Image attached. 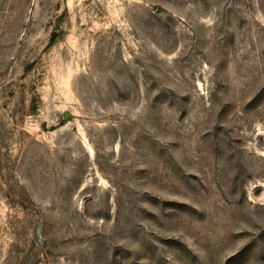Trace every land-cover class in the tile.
Masks as SVG:
<instances>
[{
  "label": "rangeland",
  "instance_id": "374dc122",
  "mask_svg": "<svg viewBox=\"0 0 264 264\" xmlns=\"http://www.w3.org/2000/svg\"><path fill=\"white\" fill-rule=\"evenodd\" d=\"M0 264H264V0H0Z\"/></svg>",
  "mask_w": 264,
  "mask_h": 264
}]
</instances>
